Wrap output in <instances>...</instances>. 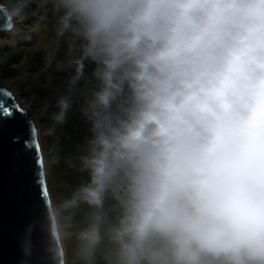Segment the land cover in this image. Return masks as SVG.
Instances as JSON below:
<instances>
[{
	"label": "clouds",
	"instance_id": "9594fccd",
	"mask_svg": "<svg viewBox=\"0 0 264 264\" xmlns=\"http://www.w3.org/2000/svg\"><path fill=\"white\" fill-rule=\"evenodd\" d=\"M33 4L51 20L39 111L84 126L54 202L11 87L64 264H264V0H4L0 20Z\"/></svg>",
	"mask_w": 264,
	"mask_h": 264
},
{
	"label": "water",
	"instance_id": "95a60500",
	"mask_svg": "<svg viewBox=\"0 0 264 264\" xmlns=\"http://www.w3.org/2000/svg\"><path fill=\"white\" fill-rule=\"evenodd\" d=\"M0 20V30L5 29ZM4 63L0 62V70ZM0 86V264H18L25 226L31 236L30 264H64V240L46 182L39 127ZM6 106L12 114H3Z\"/></svg>",
	"mask_w": 264,
	"mask_h": 264
},
{
	"label": "trees",
	"instance_id": "16d2710c",
	"mask_svg": "<svg viewBox=\"0 0 264 264\" xmlns=\"http://www.w3.org/2000/svg\"><path fill=\"white\" fill-rule=\"evenodd\" d=\"M16 23L20 30L14 31L10 25L8 29L1 31L2 34L0 33L2 37L0 40V60L6 63L7 77L16 79L15 89L18 96L21 99L24 98L26 105L32 111L31 117L40 120L43 145L47 151L46 159L50 163L53 173L63 182L62 193H64L74 174L67 165V160L72 158L75 151L73 147L75 141L81 139L84 134L83 121L78 111L70 109L65 123L54 125L47 113L39 111L40 100L44 97L50 101L49 111L55 107L51 103L50 92L44 86V74L40 73L39 77L34 76L42 63L40 46L51 30V20L49 19L47 22L40 20L33 4L24 15L17 17ZM36 27H39L38 30ZM16 48L17 50H15ZM14 57H17L16 61L19 64L17 69L15 67L18 64L13 62ZM54 153L59 154V159L55 162L51 159ZM60 226L62 229L61 219Z\"/></svg>",
	"mask_w": 264,
	"mask_h": 264
},
{
	"label": "rangeland",
	"instance_id": "374dc122",
	"mask_svg": "<svg viewBox=\"0 0 264 264\" xmlns=\"http://www.w3.org/2000/svg\"><path fill=\"white\" fill-rule=\"evenodd\" d=\"M4 2V0H0V3H3ZM16 19H17V17H13V19H12V22H11V26L13 27L12 29H14V31L15 30H20V28L18 27V24L17 23H15V21H16ZM30 21V20H29ZM18 28V29H17ZM38 28L39 27H36V30H38ZM13 31V32H14ZM2 34V33H1ZM1 34H0V40H1ZM15 50H17V48L15 49ZM16 59H17V57H14L13 58V62L14 63H17V61H16ZM1 61V60H0ZM18 64V63H17ZM5 67H6V64H5V66H4V70H1L0 71V86H3L4 87V85L5 86H7V88H9V89H7L12 95H15L14 94V92L12 91V89H11V87L12 88H14L15 89V84L17 83V81H16V79H11V78H8L7 77V75H6V72H5ZM16 69L17 68H19V64L15 67ZM15 91H16V89H15ZM16 93H17V91H16ZM17 95H18V93H17ZM22 100H24V98L22 99ZM29 108V107H28ZM38 121H40L38 118H36ZM42 134H43V132H42V130H41V138H42V143H43V137H42ZM43 149H44V152L47 154V151H46V149H45V147H44V145H43ZM48 161V160H47ZM48 165H49V168H48V173H49V177H48V184H49V187H50V190H51V192H52V195L54 196V199L56 200V198L60 195V194H62V191H63V182L61 181V180H59L60 178L57 176V175H55L54 173H53V171L51 170V168H50V163H48ZM58 177V178H57ZM62 182V183H61ZM55 202V201H54ZM55 204V203H54ZM58 217H59V215H58ZM59 221H60V217H59ZM62 230V229H61Z\"/></svg>",
	"mask_w": 264,
	"mask_h": 264
},
{
	"label": "snow or ice",
	"instance_id": "6c2138e0",
	"mask_svg": "<svg viewBox=\"0 0 264 264\" xmlns=\"http://www.w3.org/2000/svg\"><path fill=\"white\" fill-rule=\"evenodd\" d=\"M17 108L19 109V105H17ZM12 108L10 106H6L4 109H3V114H6V115H11L12 114Z\"/></svg>",
	"mask_w": 264,
	"mask_h": 264
},
{
	"label": "bare ground",
	"instance_id": "6f19581e",
	"mask_svg": "<svg viewBox=\"0 0 264 264\" xmlns=\"http://www.w3.org/2000/svg\"><path fill=\"white\" fill-rule=\"evenodd\" d=\"M8 28H9V27H6V28H5V29H3V30H6V29H8ZM1 31H2V30H0V33H1Z\"/></svg>",
	"mask_w": 264,
	"mask_h": 264
}]
</instances>
